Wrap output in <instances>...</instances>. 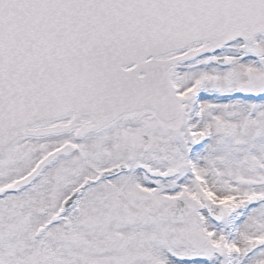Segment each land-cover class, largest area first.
<instances>
[{
    "label": "snow or ice",
    "instance_id": "obj_1",
    "mask_svg": "<svg viewBox=\"0 0 264 264\" xmlns=\"http://www.w3.org/2000/svg\"><path fill=\"white\" fill-rule=\"evenodd\" d=\"M0 264H264V0H0Z\"/></svg>",
    "mask_w": 264,
    "mask_h": 264
}]
</instances>
